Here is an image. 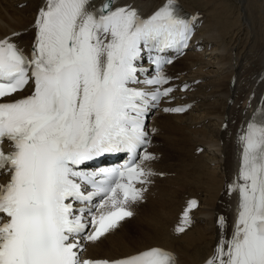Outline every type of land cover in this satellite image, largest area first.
<instances>
[{"label": "snow or ice", "instance_id": "6c2138e0", "mask_svg": "<svg viewBox=\"0 0 264 264\" xmlns=\"http://www.w3.org/2000/svg\"><path fill=\"white\" fill-rule=\"evenodd\" d=\"M33 26L28 53L0 40V174L9 176L0 185V264H176L160 247L94 261L80 241L95 243L143 199L153 175L145 165L155 159L144 120L150 102L173 89L132 87L137 62L147 55L156 66V78L145 83L168 84L161 69L170 61L159 53L186 48L194 24L177 0H163L147 17L115 0H45ZM25 89L31 94L20 95ZM239 139L241 167L230 185L239 196L237 221L206 264H264V109ZM5 141L12 151H4ZM118 153L131 154L122 168H80ZM197 207L189 202L178 233Z\"/></svg>", "mask_w": 264, "mask_h": 264}, {"label": "bare ground", "instance_id": "6f19581e", "mask_svg": "<svg viewBox=\"0 0 264 264\" xmlns=\"http://www.w3.org/2000/svg\"><path fill=\"white\" fill-rule=\"evenodd\" d=\"M178 1L185 10L194 12L201 9V13L204 10L205 24L200 35L201 38L207 36L205 42L215 43L213 50H218L215 55L219 61L213 56L214 51L189 54L170 68L171 75L172 69L183 63V68L178 69L179 73L175 75L180 81L185 70L190 79L188 82L206 79L187 99L188 102L198 103L199 107L182 116H163L157 120L160 133L156 143H160L154 148L157 160L151 166L157 175L154 176L155 185L149 188L146 203L139 206L136 216L113 235L89 247L87 257L116 258L162 246L178 255V264H202L218 241L217 213L229 211L230 185L235 181L231 173L236 164V146L228 135L229 131L221 132V126L227 118L230 124L241 118L238 102L234 106L227 103L229 98H236V92L230 87V80L237 73L232 51L240 44L242 47L246 45L243 37L250 40L258 31L264 33V0ZM162 3L163 0L121 2L148 14ZM21 5L24 7L19 9ZM44 6L45 0H0V39L24 31L14 41L29 48L33 43L36 15ZM218 38L226 46L219 44ZM239 58L240 54L237 61ZM220 66L225 71L224 78L212 79L216 76L214 69ZM260 73L261 70L257 72L258 75ZM249 93L239 98L244 99ZM200 147L205 150L197 154ZM194 197L201 201L200 206L190 213L191 220L196 219V224L183 235L175 236L173 227L181 225L179 214L185 200ZM131 223L134 225L132 230Z\"/></svg>", "mask_w": 264, "mask_h": 264}, {"label": "rangeland", "instance_id": "374dc122", "mask_svg": "<svg viewBox=\"0 0 264 264\" xmlns=\"http://www.w3.org/2000/svg\"><path fill=\"white\" fill-rule=\"evenodd\" d=\"M19 9H22L24 6H18ZM198 9V8H197ZM204 12V10H202ZM244 19V17H243ZM242 19V21H243ZM263 32H257L254 37L251 39V44H250V47L251 49L253 50H257V49H260V48H263L264 47V41H263ZM254 40V42H256L257 44H254L252 43V41ZM212 123V122H211ZM178 195V194H177ZM133 225V223H131ZM129 228V225L127 226V229ZM134 228V225L132 227H130V230H132ZM138 238V236H136Z\"/></svg>", "mask_w": 264, "mask_h": 264}]
</instances>
